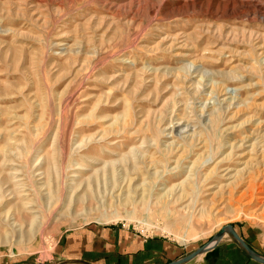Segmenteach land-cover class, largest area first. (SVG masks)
<instances>
[{"label": "rangeland", "instance_id": "rangeland-1", "mask_svg": "<svg viewBox=\"0 0 264 264\" xmlns=\"http://www.w3.org/2000/svg\"><path fill=\"white\" fill-rule=\"evenodd\" d=\"M262 171L264 0H0V264H85L93 226L256 248Z\"/></svg>", "mask_w": 264, "mask_h": 264}, {"label": "crops", "instance_id": "crops-1", "mask_svg": "<svg viewBox=\"0 0 264 264\" xmlns=\"http://www.w3.org/2000/svg\"><path fill=\"white\" fill-rule=\"evenodd\" d=\"M239 237L245 239L241 235ZM252 242L254 245L255 241ZM258 242L260 245L256 244L258 247H255L262 249L248 245L264 256V244ZM60 248L65 257L85 264H159L163 261L168 263L170 259L165 241L159 238L145 239L117 228L93 226L79 233L64 235ZM203 256L200 264H259L246 256L235 242L225 240L218 242Z\"/></svg>", "mask_w": 264, "mask_h": 264}, {"label": "water", "instance_id": "water-1", "mask_svg": "<svg viewBox=\"0 0 264 264\" xmlns=\"http://www.w3.org/2000/svg\"><path fill=\"white\" fill-rule=\"evenodd\" d=\"M228 234L232 237V239L234 240V242L241 247L246 254L255 262L259 263V264H264V257L258 255L256 252H254L239 236L238 234L235 232V230L233 229L232 226H226L224 228H222L212 239V241L209 244H206L204 246H202L201 248H199L198 250H196L195 252H193L192 254L179 259V260H175V261H171L169 263L166 264H187L189 262H191L192 260H194L195 258H197L198 256L205 254L206 252H208L214 245H216L221 239L222 237ZM212 242H216L213 246H210V244Z\"/></svg>", "mask_w": 264, "mask_h": 264}, {"label": "bare ground", "instance_id": "bare-ground-1", "mask_svg": "<svg viewBox=\"0 0 264 264\" xmlns=\"http://www.w3.org/2000/svg\"><path fill=\"white\" fill-rule=\"evenodd\" d=\"M258 9V8H257ZM258 11V10H257ZM224 170V169H223ZM234 170V169H233ZM225 171H226V169H225ZM229 172V170L228 171H226L225 172V174H224V176H226L225 178H227V179H232L234 176L233 175H231V173H228ZM250 177V176H249ZM251 179V178H250ZM253 179V181L252 180H249L248 181V183H249V185H248V188H247V190L248 191H250V190H252L253 192H256V194H263L264 193V171H262L261 173H258V178H252ZM18 180V179H17ZM235 180V179H234ZM256 180V181H255ZM16 183V182H15ZM21 183V182H20ZM235 183V182H234ZM19 184V183H18ZM15 186H17V184L15 185ZM24 186V185H23ZM23 186H20L19 185V187H21V188H19L18 186V188L20 189L19 191H16V194H18L20 197H26L27 196V194H26V189L23 187ZM227 186H228V184H227ZM226 186V187H227ZM229 188V187H228ZM227 188V189H228ZM223 189V188H222ZM226 189V188H225ZM220 191V190H219ZM216 193V192H215ZM15 194V193H14ZM264 197V196H263ZM253 198V197H252ZM260 198H261V196H260ZM263 201V200H262ZM264 203V202H263ZM25 206V209H27V211H26V214H32V213H34V211H33V209H32V204H30L29 202H26V204L24 205ZM15 219L17 220L18 218L17 217H15ZM15 219L14 218H11V220H14L15 221ZM20 219V218H19ZM15 223V222H14ZM214 243H216V242H212L211 244H210V246L211 245H213Z\"/></svg>", "mask_w": 264, "mask_h": 264}]
</instances>
